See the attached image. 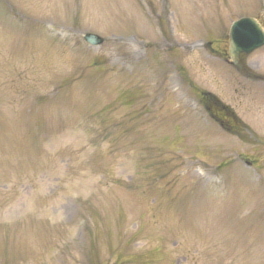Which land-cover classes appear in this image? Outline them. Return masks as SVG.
Here are the masks:
<instances>
[{
    "label": "rangeland",
    "instance_id": "rangeland-1",
    "mask_svg": "<svg viewBox=\"0 0 264 264\" xmlns=\"http://www.w3.org/2000/svg\"><path fill=\"white\" fill-rule=\"evenodd\" d=\"M263 15L0 0V264H264V47L246 75L203 47Z\"/></svg>",
    "mask_w": 264,
    "mask_h": 264
},
{
    "label": "water",
    "instance_id": "water-1",
    "mask_svg": "<svg viewBox=\"0 0 264 264\" xmlns=\"http://www.w3.org/2000/svg\"><path fill=\"white\" fill-rule=\"evenodd\" d=\"M230 54L235 66H238L239 57L242 53L250 54L264 45V30L260 23L251 17H243L235 21L230 29ZM87 39L92 44L101 40L95 35H89ZM212 55L220 54L211 48V43L205 45Z\"/></svg>",
    "mask_w": 264,
    "mask_h": 264
},
{
    "label": "trees",
    "instance_id": "trees-1",
    "mask_svg": "<svg viewBox=\"0 0 264 264\" xmlns=\"http://www.w3.org/2000/svg\"><path fill=\"white\" fill-rule=\"evenodd\" d=\"M224 109H226V108L224 107ZM226 111H227V113H230V114H229L230 116H228V120H229V122L233 123L232 126H234L235 128L237 127V129H238L239 127L235 125V123H237L235 117L233 116V114H232L231 112H229V110L226 109ZM231 115H232V116H231ZM232 126H230V125L227 124V127H229L231 130H232ZM234 127H233V128H234ZM237 129H235V132H238ZM232 131H233V130H232ZM233 132H234V131H233Z\"/></svg>",
    "mask_w": 264,
    "mask_h": 264
},
{
    "label": "flooded vegetation",
    "instance_id": "flooded-vegetation-1",
    "mask_svg": "<svg viewBox=\"0 0 264 264\" xmlns=\"http://www.w3.org/2000/svg\"><path fill=\"white\" fill-rule=\"evenodd\" d=\"M246 70H244V71H241L240 73L242 74V75H246Z\"/></svg>",
    "mask_w": 264,
    "mask_h": 264
}]
</instances>
